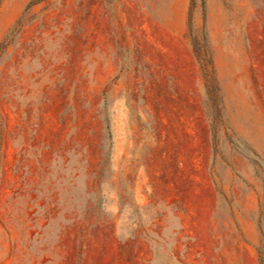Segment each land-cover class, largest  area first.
<instances>
[{"label":"rangeland","instance_id":"1","mask_svg":"<svg viewBox=\"0 0 264 264\" xmlns=\"http://www.w3.org/2000/svg\"><path fill=\"white\" fill-rule=\"evenodd\" d=\"M0 264H264V0H0Z\"/></svg>","mask_w":264,"mask_h":264},{"label":"bare ground","instance_id":"2","mask_svg":"<svg viewBox=\"0 0 264 264\" xmlns=\"http://www.w3.org/2000/svg\"><path fill=\"white\" fill-rule=\"evenodd\" d=\"M252 1H253V0H252ZM247 2H248V1H247ZM97 3H98V2H97ZM102 3H103V2H102ZM92 4H93V2H92ZM246 4H247V3H246ZM98 5H99V4H98ZM98 5H97V6H98ZM103 5H104V4H103ZM77 6H78V5H77ZM247 6H248V5H247ZM250 6H251V5H250ZM89 7H90V6H89ZM94 7H96V6L94 5ZM106 7H107V6H106ZM104 8H105V7H104ZM248 8H249V7H248ZM97 9H98V8H97ZM105 9H106V8H105ZM105 9H104V10H105ZM251 10H252V9H251ZM96 11H97V10H96ZM96 11H95V12H96ZM249 11H250V10H249ZM73 13H75V12H73ZM91 13H92V12H91ZM93 13H94V12H93ZM95 14H97V13H95ZM75 15H78V14H75ZM93 15H94V14H93ZM93 15H92L91 17H93ZM103 15H104V14H103ZM104 16H105V15H104ZM87 17H89V16H87ZM76 18H77V16H76ZM85 18H86V15H85ZM103 18H104V17H103ZM81 19H83V18H81ZM81 19H80V20H81ZM87 19H88V18H87ZM87 19H86V20H87ZM92 19H93V18H92ZM104 19H105V18H104ZM74 20H75V19H74ZM102 20H103V19H102ZM106 21H107V20H106ZM91 22H92V21H91ZM80 23H82V22H80ZM88 24H89V23H88ZM88 24H87V25H88ZM91 24H92V23H90V26H91ZM87 25H86V26H87ZM101 25H103V23H102ZM64 26H65V28H66V25H64ZM103 26H104V25H103ZM87 27H89V26H87ZM87 27H86V28H87ZM67 28H68V27H67ZM67 28H66V29H67ZM74 28H75V27H74ZM99 28H100V27H99ZM102 28H103V27H102ZM102 28H101V30L104 29V28H103V29H102ZM63 29H64V28H63ZM87 30H88V28H87ZM99 30H100V29H99ZM105 31H106V30H105ZM64 32H65V31H64ZM64 32H63V33H64ZM103 32H104V31H103ZM106 32H107V31H106ZM89 33H90V32H89ZM59 34H61V33H59ZM67 34H68V33H67ZM69 35H70V34H69ZM72 35H73V34H72ZM98 35H99V34H98ZM61 36H62V35H61ZM79 36H80V35H79ZM85 36H87V35H85ZM99 36H100V35H99ZM59 37H60V36H59ZM75 37H76V36H75ZM102 37L105 38V36H102ZM59 39H60V38H59ZM74 39H75V38H74ZM76 39H77V38H76ZM101 39H103V38H101ZM60 40H61V39H60ZM80 40H81V39H80ZM55 41H56V39H55ZM58 41H59V40H58ZM59 42H60V41H59ZM78 42H79V41H78ZM78 42H77V44H79ZM52 43H54V42H52ZM56 44H58V42H57ZM80 44H81V42H80ZM49 46H50V45H49ZM49 46H48V47H49ZM101 46H102V45H101ZM80 47H81V46H80ZM96 49H97V48H96ZM101 49H102V47H101ZM104 49H105V46H104ZM83 50H84V49H83ZM51 51H52V50H51ZM77 51H78V49H77ZM93 51H95V50H93ZM96 51H97V50H96ZM75 52H76V51H75ZM48 53H49V52H48ZM77 53H78V52H77ZM97 53H98V51H97ZM100 53H101V52H100ZM56 54H57V52H56ZM88 54H89V53H88ZM92 54H93V53H92ZM101 54H102V53H101ZM53 55H54V54H53ZM57 55H58V54H57ZM62 55H63V54H62ZM65 55H66V54H65ZM79 55H80V54H79ZM67 56H68V55H67ZM70 56H71V54H70ZM89 56H90V55H89ZM91 56H92V55H91ZM93 56H94V55H93ZM95 56H96V54H95ZM98 56H99L100 58H102V57L100 56V54H98ZM106 56H107V55H106ZM57 57H58V56H57ZM61 57H62V56H60V58H61ZM64 57L66 58V56H64ZM64 57H63V58H64ZM75 57H76V56H75ZM79 57H80V56H79ZM96 57H97V56H96ZM69 58H70V57H69ZM103 58H104V57H103ZM49 59H52V58H49ZM55 59H58V58H55ZM88 59H89V58H88ZM93 59H94V58H93ZM53 60H54V59H53ZM53 60H52V61H53ZM60 60H61V59H60ZM74 60H75V59H74ZM58 61H59V60H58ZM63 61H64V60H63ZM59 62H60V61H59ZM71 62H72V61H71ZM90 62H91V61H90ZM99 62H100V61H99ZM106 62H107V60L105 61V63H106ZM51 63H52V62H51ZM54 63H56V61H55ZM79 63H80V64H79ZM79 63H78V64L81 66V62H79ZM102 63H103V62H102ZM68 64H69V63H68ZM89 64H90V63H89ZM53 65H54V64H53ZM57 65H58V64H57ZM69 65H70V64H69ZM101 65H102V64H101ZM103 65H104V64H103ZM31 66H32V65H31ZM60 66H61V65H60ZM76 66H77V65H76ZM82 66H83V65H82ZM90 66H91V64H90ZM95 66H96V65H95ZM47 67H48V66H47ZM55 67H56V65H55ZM93 67H94V66H93ZM104 67H105V66H104ZM48 68H49V67H48ZM52 68H53V67H52ZM66 68H67V67H66ZM69 68H70V67H69ZM95 68H96V67H95ZM87 69H88V68H87ZM102 69H103V68H102ZM52 70H54V68H53ZM84 70H85V69H84ZM89 70H90V69H89ZM48 71H49V69H48ZM82 71H83V70H82ZM100 71H101V69H100ZM105 71H106V69H105ZM59 72H60V71H58V73H59ZM83 72H85V71H83ZM83 72H82V73H83ZM49 73H50V72H49ZM90 73H91V72H90ZM54 74H55V73H54ZM87 74H88V73H87ZM55 75H56V74H55ZM91 75H92V74H91ZM58 77H59V76H58ZM91 77H92V76H91ZM91 77H90V81H91ZM94 77H95V76H94ZM54 78H55V77H54ZM92 78H93V77H92ZM54 80H55V79H54ZM58 81H59V80H58ZM60 82H61V81H60ZM91 84H93V83H91ZM59 86H60V85H59Z\"/></svg>","mask_w":264,"mask_h":264}]
</instances>
